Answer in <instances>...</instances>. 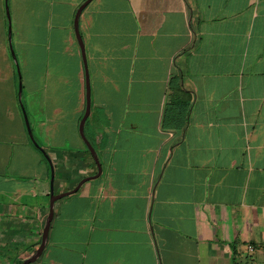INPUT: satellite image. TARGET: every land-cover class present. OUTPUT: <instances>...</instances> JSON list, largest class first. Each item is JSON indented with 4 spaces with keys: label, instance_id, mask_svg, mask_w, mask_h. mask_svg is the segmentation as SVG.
Instances as JSON below:
<instances>
[{
    "label": "crops",
    "instance_id": "crops-1",
    "mask_svg": "<svg viewBox=\"0 0 264 264\" xmlns=\"http://www.w3.org/2000/svg\"><path fill=\"white\" fill-rule=\"evenodd\" d=\"M84 1L0 0V264L40 245L50 163L56 193L98 172L87 76L102 172L31 264H264V0H91L86 64Z\"/></svg>",
    "mask_w": 264,
    "mask_h": 264
},
{
    "label": "water",
    "instance_id": "water-1",
    "mask_svg": "<svg viewBox=\"0 0 264 264\" xmlns=\"http://www.w3.org/2000/svg\"><path fill=\"white\" fill-rule=\"evenodd\" d=\"M90 1L91 0H85L81 4V6L77 10L76 17H75L76 36H77L79 44H80V46L82 48L85 64H86L85 47H84V41H83L82 35L80 33V30H79V17H80V14H81L82 10L86 7V5ZM8 15H9V12H8ZM10 34H11V28H9V35ZM19 94L21 95V87H20V90H19ZM89 113H90V93H89V80H88V76H87V107H86V112H85V114H84V116H83V118H82V120L80 122V134H81V136H82L87 148L90 150L91 154L94 157V160H95V162H96V164L98 166V172H97V174H95L93 176H88V177H85L82 180H80V182L73 189L67 190V191H64V192H61V193H56L55 189H54V179H55L54 166H53L52 163H50L51 164V168H52V174H51V180H50L51 186H50V191H49V196H50L49 214H48V217H47V220H46V224H45V226L43 228L41 242H40V245L38 246V248L35 250V252L31 256L25 258L20 264H31V263L35 262L42 255V253H43V251H44V249L46 247V244L48 242L50 226H51V222H52V219L54 217V212H55V203L58 200H60L61 198L77 192L84 182L90 180L91 178H95V177L99 176L100 173L102 172V164H101V161L99 159L98 153H97L95 147L93 146V144L91 143V141L86 136L85 131H84V125H85V122H86V120L88 118ZM25 118H26V124H27V128H28V132L30 134V137L35 142V144L41 150H43V148L40 147L36 143V141L34 139V136H33L32 130H31V126H30L29 120H28L26 115H25Z\"/></svg>",
    "mask_w": 264,
    "mask_h": 264
},
{
    "label": "trees",
    "instance_id": "trees-1",
    "mask_svg": "<svg viewBox=\"0 0 264 264\" xmlns=\"http://www.w3.org/2000/svg\"><path fill=\"white\" fill-rule=\"evenodd\" d=\"M171 88L175 93L171 95V100L167 105L164 126L181 129L184 128L188 120V109L191 97L187 91L179 86L178 78L172 80Z\"/></svg>",
    "mask_w": 264,
    "mask_h": 264
},
{
    "label": "built area",
    "instance_id": "built-area-1",
    "mask_svg": "<svg viewBox=\"0 0 264 264\" xmlns=\"http://www.w3.org/2000/svg\"><path fill=\"white\" fill-rule=\"evenodd\" d=\"M249 248H250L251 250H253V247H252V246H249Z\"/></svg>",
    "mask_w": 264,
    "mask_h": 264
}]
</instances>
